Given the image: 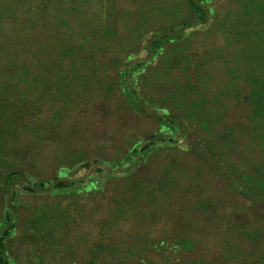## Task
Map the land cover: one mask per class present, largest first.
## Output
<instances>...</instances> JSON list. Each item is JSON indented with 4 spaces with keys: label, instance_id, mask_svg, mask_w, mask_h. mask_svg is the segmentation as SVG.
Returning a JSON list of instances; mask_svg holds the SVG:
<instances>
[{
    "label": "rangeland",
    "instance_id": "obj_1",
    "mask_svg": "<svg viewBox=\"0 0 264 264\" xmlns=\"http://www.w3.org/2000/svg\"><path fill=\"white\" fill-rule=\"evenodd\" d=\"M260 1L213 0L215 13H208L245 33L255 18L239 14ZM183 3L0 0V155L37 180L52 179L59 166L77 160H121L156 132L157 114L135 110L121 91L116 62L127 51L145 61L142 34L178 22L188 11ZM256 19L263 29L264 20ZM214 33L186 46L188 65L176 56L165 65V55L138 79L167 120L163 131L172 128L162 107L189 124L186 132L180 126L189 148L163 144L136 165L99 160L110 171L104 187L91 192L21 195L16 206L9 203L16 222L0 249L3 264H264V194L241 191L245 176L264 166L263 122L249 103L224 90H182L187 77L195 82L202 54L222 45ZM242 64L244 72L250 59Z\"/></svg>",
    "mask_w": 264,
    "mask_h": 264
},
{
    "label": "trees",
    "instance_id": "obj_2",
    "mask_svg": "<svg viewBox=\"0 0 264 264\" xmlns=\"http://www.w3.org/2000/svg\"><path fill=\"white\" fill-rule=\"evenodd\" d=\"M212 1L184 0L183 5L188 11L183 17H180L181 19L178 22H172L169 26H163L160 29L142 34L145 38L141 36L143 38L141 47L149 50V57L145 61L135 60L134 56L127 51L125 59L116 62L118 65L119 81L121 82V91L126 95L131 106L137 111H143L145 108L152 110L157 114V121L160 126L156 132L149 134L144 140L134 143L121 160L97 159L94 162L77 160L68 166H59L56 175L52 179L37 180L30 173L21 171L19 167L16 168V162L13 158L0 155V170L3 169L2 172L0 171V193L3 194V198L0 199V201L3 200L0 205V249L6 247L8 226L16 222L13 219V212L10 209L11 205L9 203L14 202V206H16L18 200L21 201V195L37 196L41 192L48 191L50 196L65 197L69 195L71 197V193L77 195L85 193V190L89 189L88 192H91L95 186L104 187V181L101 182L102 178H104L105 174H109L106 171H110L109 169L105 170L104 167L99 165V160L113 162L114 164L130 165L134 163L136 165L138 164L137 161H146L149 155L163 144L179 149L180 147L189 148L188 143H190V139L185 133L189 129V124L183 117L173 116L168 107H162V109L164 108L170 114L171 121L169 122L171 124L170 128H172L167 133L165 130L163 131L165 128L161 124L167 120L160 111L153 109L156 106L151 103V100L143 96L138 79L141 75L145 77L148 74V66L156 68L160 59L163 58L165 60V55H167V59L164 62L165 65L169 63L171 56H176L178 61L184 59L188 65L192 54H187L185 48L187 46V50H190L193 46L192 40L198 39V35H209L211 32L214 33L215 30L221 37L222 45L216 46V52L213 51V55H210L207 51L202 54L203 63L199 65V70L196 68L195 82H190L194 79L187 77L186 82L188 86L186 88L183 87L182 90L190 94L193 91L204 92L220 89V92L224 90V93L227 95H236L252 106L253 116L258 121H262L264 127V22L262 25L263 29L259 28V23H257L258 28L256 29L255 27L256 17L259 22L260 20H264V0L257 4L254 3L256 9H250L252 3L250 6L248 5L246 11H243V14H239L241 18L246 13L249 15L253 14L251 17L254 16L255 18H252L254 25L250 24L248 25L249 27L246 26L245 33H240L239 31L233 32L231 23H227V21L219 22L220 20H217L216 17L214 20V17L209 16L208 10H212L215 13ZM103 6L105 7V5ZM176 15L177 12L173 11L172 16L175 17ZM59 19L61 20L62 18ZM59 23L66 25V21H60ZM106 32L109 33L108 30ZM261 34H263L262 37L260 36ZM243 38L251 41H247V44L243 42L244 46H240ZM167 43L177 45L174 49L171 46V48L168 47L167 49L165 47ZM230 48V53H225ZM234 48L237 51L233 53ZM235 53L238 57L234 55ZM245 59H250V65L243 72L242 62ZM211 63H213V66L207 67ZM230 63H232L231 68L229 67ZM182 66L184 68L183 64ZM214 66L220 68L219 73ZM186 67L188 68V66ZM167 68L165 66V69ZM26 69L24 67V70ZM159 71H164V69L161 68ZM240 73H245V75H240ZM214 75H220L221 78L218 77L221 80L220 86L219 83H216L217 80ZM229 80L231 81L230 84H228ZM240 80L250 83L248 91L241 84L239 86L234 85V82ZM205 99V97H201L199 101L204 102ZM156 108L161 109L159 107ZM180 126H185L186 129L184 131H186H181L182 128ZM245 178L246 181L243 183L245 189L241 188L244 194H264V166L258 168L257 174L254 177L245 176ZM3 263L4 260L0 256V264Z\"/></svg>",
    "mask_w": 264,
    "mask_h": 264
},
{
    "label": "crops",
    "instance_id": "obj_3",
    "mask_svg": "<svg viewBox=\"0 0 264 264\" xmlns=\"http://www.w3.org/2000/svg\"><path fill=\"white\" fill-rule=\"evenodd\" d=\"M45 13V12H44ZM44 16H45V14H44ZM59 15L58 14H56L54 17H58ZM59 18V17H58ZM62 18V17H61ZM64 21H66V20H64Z\"/></svg>",
    "mask_w": 264,
    "mask_h": 264
}]
</instances>
